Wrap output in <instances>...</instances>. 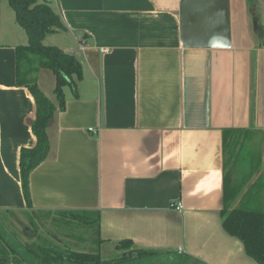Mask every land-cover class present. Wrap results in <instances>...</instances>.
<instances>
[{"label": "crops", "instance_id": "0c3cea01", "mask_svg": "<svg viewBox=\"0 0 264 264\" xmlns=\"http://www.w3.org/2000/svg\"><path fill=\"white\" fill-rule=\"evenodd\" d=\"M40 1L67 28L44 44L73 54L83 79L77 96L65 88L66 109L48 128L33 207L99 212L101 248L120 254L131 241L207 264H258L221 212L227 172L239 183L262 153L244 191L264 176V0ZM28 42L1 3L0 209L26 206L20 152L37 144L34 97L16 83V48ZM38 85L53 96L54 74L41 70ZM230 136L241 144L225 170Z\"/></svg>", "mask_w": 264, "mask_h": 264}, {"label": "trees", "instance_id": "16d2710c", "mask_svg": "<svg viewBox=\"0 0 264 264\" xmlns=\"http://www.w3.org/2000/svg\"><path fill=\"white\" fill-rule=\"evenodd\" d=\"M0 0V16H1ZM15 13L17 24L28 35L29 42L16 48L17 75L16 83L27 89L36 103V119L32 131L37 138L34 148H23L20 152V176L22 191L26 201L24 208L16 210L0 209V264H207L201 259L178 252H157L132 249L131 241L119 243L118 249L127 250L117 258L105 260L101 255L100 213L97 211H42L33 207L30 196V176L32 172L46 161L50 152L48 128L57 111L66 109L64 90L70 87L77 96V84L83 79V66L73 55L57 46H46L45 38L53 33L65 31L61 17L47 1L7 0ZM41 70L51 71L56 78L54 95L57 103L51 101L40 90L38 74ZM225 170L232 160L238 161L240 142L232 136L225 140ZM262 153L252 156L255 164L240 183L231 181V167L224 177L223 187V228L230 235L239 239L248 256L258 264H264V176L258 175L245 192L262 166ZM235 164V161H234ZM233 164V165H234ZM243 194V195H242ZM238 201L237 206L234 204ZM15 211L25 212L32 226L28 241L23 242L20 235L10 229L8 215ZM66 218L68 226L84 228L90 231V240L96 244L90 250H76L75 244L85 241L84 237L66 236L51 239L41 235L40 225L44 219L51 217ZM56 219H53L55 222ZM87 233V232H86ZM89 234V233H88ZM62 241L63 245L59 242Z\"/></svg>", "mask_w": 264, "mask_h": 264}, {"label": "rangeland", "instance_id": "374dc122", "mask_svg": "<svg viewBox=\"0 0 264 264\" xmlns=\"http://www.w3.org/2000/svg\"><path fill=\"white\" fill-rule=\"evenodd\" d=\"M2 5L6 6L8 11H12V8L9 5V2L7 0H2L1 1ZM52 43V42H50ZM54 43V42H53ZM51 46H55V45H51ZM48 73H51V71H48ZM52 94V93H50ZM54 99L52 100L54 103L56 99L55 96L51 95L49 99ZM259 146V145H257ZM245 171V169H243ZM246 174L249 173L250 171V167L248 165H246ZM241 172V174L244 173ZM238 174L236 176L237 178V182H241L244 177ZM249 185V184H248ZM8 220L10 221V229L17 232L20 235V238L22 239L23 242L28 241L29 237H30V232L32 230V226L29 222L28 216L25 212L22 211H15L13 215L9 214L8 216ZM53 219H56L55 222H53ZM45 225H40L39 227V231L41 233V235L45 236V237H49L51 239H56L57 237H62V241H67L69 243H73L70 242L71 238H68L66 236H76L79 238H83L85 239V241L79 243V244H75L74 248H76V250H90L93 247H97V245L92 242V240H90V231L84 229V228H75L74 230L72 229L71 226H68L67 224H69L68 219L66 218H59V217H55L53 214L50 217H46V219H44ZM87 232V233H86ZM89 233V234H88ZM60 241L59 243L61 245H63V242ZM95 247V248H96ZM101 255L102 258L105 260H110L113 258H117L120 253L115 252L114 250L111 251V247L110 246H106L105 248H101Z\"/></svg>", "mask_w": 264, "mask_h": 264}, {"label": "built area", "instance_id": "2783aa9c", "mask_svg": "<svg viewBox=\"0 0 264 264\" xmlns=\"http://www.w3.org/2000/svg\"><path fill=\"white\" fill-rule=\"evenodd\" d=\"M91 131H93V130L91 129ZM175 208H176L177 210H181V209H182V206H181V205H175ZM179 252L181 253V252H182V249L179 250Z\"/></svg>", "mask_w": 264, "mask_h": 264}]
</instances>
